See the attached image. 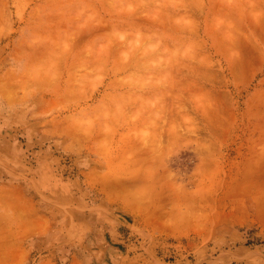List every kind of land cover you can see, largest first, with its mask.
Instances as JSON below:
<instances>
[{"label": "rangeland", "instance_id": "obj_1", "mask_svg": "<svg viewBox=\"0 0 264 264\" xmlns=\"http://www.w3.org/2000/svg\"><path fill=\"white\" fill-rule=\"evenodd\" d=\"M0 264H264V0H0Z\"/></svg>", "mask_w": 264, "mask_h": 264}, {"label": "bare ground", "instance_id": "obj_2", "mask_svg": "<svg viewBox=\"0 0 264 264\" xmlns=\"http://www.w3.org/2000/svg\"><path fill=\"white\" fill-rule=\"evenodd\" d=\"M245 2H246V0H244ZM219 2V1H218ZM109 3V2H108ZM242 4H244V3H242ZM217 5H215V7H216ZM214 7V8H215ZM218 8H220L219 7V5L217 6ZM216 7V8H217ZM225 7V6H224ZM217 8V10H219ZM211 9V8H210ZM228 9V8H227ZM212 10V9H211ZM221 10H223V9H221ZM225 11V10H224ZM226 12V11H225ZM211 13V12H210ZM224 13V12H223ZM233 13V12H232ZM217 16H219V15H217ZM250 18V17H249ZM231 19V18H230ZM243 20H244V18H243ZM218 27V26H217ZM233 27H235V26H233ZM176 30V29H175ZM177 31V30H176ZM238 31H240V30H238ZM76 33V32H75ZM219 35V34H218ZM220 38V37H219ZM69 40H71V38L69 39ZM234 40V39H233ZM230 41V40H229ZM244 43V42H243ZM55 44H57V43H55ZM231 44V43H230ZM227 45V44H226ZM228 45H229V43H228ZM248 45V44H247ZM69 46H71V45H69ZM232 46V45H231ZM228 47V46H227ZM248 47V46H247ZM246 50V49H245ZM222 51V50H221ZM240 54V53H239ZM227 55V54H226ZM63 59V58H62ZM60 63H62V62H60ZM61 66V65H60ZM53 68V67H52ZM59 69H61L60 67H59ZM73 69V68H72ZM75 69V68H74ZM60 73V72H59ZM21 76V75H20ZM76 76H77V74H76ZM73 77V76H72ZM18 78V77H17ZM46 78H44V80H45ZM46 81V80H45ZM193 81V80H192ZM33 83V82H32ZM46 83V82H45ZM185 84V83H184ZM190 84V83H189ZM8 85V84H7ZM10 87V86H9ZM7 90V89H6ZM5 90V91H6ZM69 92H71V91H69ZM68 96V95H67ZM49 104H51V103H49ZM124 108V107H123ZM171 117V116H170ZM178 117V116H177ZM172 118V117H171ZM165 121V120H164ZM67 126V125H66ZM73 128V127H72ZM79 136V135H78ZM77 137V136H76ZM162 149V148H161ZM161 157V156H160ZM144 158V157H143ZM148 160V159H147ZM158 160V159H157ZM151 170V169H150ZM157 175H158V172H157ZM176 224V223H175ZM25 227V226H24ZM172 229V228H171ZM174 230H176V229H174Z\"/></svg>", "mask_w": 264, "mask_h": 264}]
</instances>
